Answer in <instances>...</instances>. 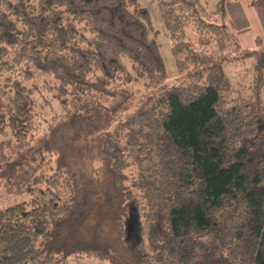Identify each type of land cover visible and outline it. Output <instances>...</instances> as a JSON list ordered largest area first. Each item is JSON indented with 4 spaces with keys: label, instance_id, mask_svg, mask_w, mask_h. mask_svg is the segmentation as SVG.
I'll return each instance as SVG.
<instances>
[{
    "label": "trees",
    "instance_id": "obj_1",
    "mask_svg": "<svg viewBox=\"0 0 264 264\" xmlns=\"http://www.w3.org/2000/svg\"><path fill=\"white\" fill-rule=\"evenodd\" d=\"M250 3L262 35L246 50L224 0H160L168 86L138 0H0V189L29 196L0 210V264H264V0ZM248 59L236 89L223 66Z\"/></svg>",
    "mask_w": 264,
    "mask_h": 264
},
{
    "label": "rangeland",
    "instance_id": "obj_2",
    "mask_svg": "<svg viewBox=\"0 0 264 264\" xmlns=\"http://www.w3.org/2000/svg\"><path fill=\"white\" fill-rule=\"evenodd\" d=\"M16 1V0H14ZM139 4L146 8L149 11L151 18V25L154 30L153 38L158 46L159 53L164 63L166 71V84L168 86H173L181 83L179 80V75L176 70L174 58L171 52V42L168 38L165 27L162 23L158 3L160 0H138ZM208 8L213 7L215 0H200ZM225 6L228 14V19L233 23L232 32L234 33L238 43L243 49L253 50L254 39L256 36L262 35L261 27L258 23L256 14L251 6L250 0H224ZM235 5H238L239 9L234 10ZM252 61L251 59L245 60L244 63H231L225 64L223 66L225 74L236 83V89H244L243 85H246L249 76L247 70L251 68ZM246 75V76H244ZM37 86L40 88L41 92L35 93V99L40 102L43 99H47L51 102V106L54 111L60 113L59 106L55 101L51 99V95L47 92L46 88L42 86V81L36 82ZM188 83V81L186 82ZM184 83V84H186ZM240 83V84H239ZM27 87L31 86V83H24ZM43 88V89H41ZM12 95V91L0 84V98L3 100H8ZM136 100L132 102L131 105H134ZM77 126V125H76ZM65 130V129H64ZM71 134L74 132V129H68L65 132L60 131L57 139L61 136H64V133ZM29 196L27 194H8L3 189H0V210L7 207L19 204L21 202L27 201ZM133 237L138 239L140 248L146 252L150 253V248L147 241V231L144 223L141 219L133 218ZM93 262L97 263L95 260ZM107 264V263H103Z\"/></svg>",
    "mask_w": 264,
    "mask_h": 264
},
{
    "label": "crops",
    "instance_id": "obj_3",
    "mask_svg": "<svg viewBox=\"0 0 264 264\" xmlns=\"http://www.w3.org/2000/svg\"><path fill=\"white\" fill-rule=\"evenodd\" d=\"M233 8H235L234 10H238L239 9L238 5H235Z\"/></svg>",
    "mask_w": 264,
    "mask_h": 264
}]
</instances>
